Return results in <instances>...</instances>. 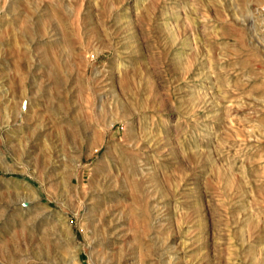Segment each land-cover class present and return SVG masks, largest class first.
Returning a JSON list of instances; mask_svg holds the SVG:
<instances>
[{"label":"rangeland","instance_id":"1","mask_svg":"<svg viewBox=\"0 0 264 264\" xmlns=\"http://www.w3.org/2000/svg\"><path fill=\"white\" fill-rule=\"evenodd\" d=\"M0 264H264V0H0Z\"/></svg>","mask_w":264,"mask_h":264}]
</instances>
